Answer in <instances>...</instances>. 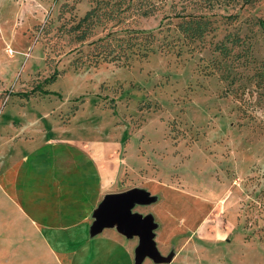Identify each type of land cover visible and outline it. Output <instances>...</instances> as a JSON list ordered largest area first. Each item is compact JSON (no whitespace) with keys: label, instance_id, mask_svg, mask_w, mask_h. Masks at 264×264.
I'll return each instance as SVG.
<instances>
[{"label":"rangeland","instance_id":"rangeland-1","mask_svg":"<svg viewBox=\"0 0 264 264\" xmlns=\"http://www.w3.org/2000/svg\"><path fill=\"white\" fill-rule=\"evenodd\" d=\"M169 3L127 25L155 35L152 52L94 65L87 41L105 30L83 41L67 31L88 0H0V161L19 129L105 139L104 159L127 164L117 188L160 194L155 208L191 224L217 200L232 220L222 240L189 241L202 249L189 264H264V0L214 3L215 29L193 42L166 26ZM226 32L240 38L221 56Z\"/></svg>","mask_w":264,"mask_h":264},{"label":"crops","instance_id":"crops-1","mask_svg":"<svg viewBox=\"0 0 264 264\" xmlns=\"http://www.w3.org/2000/svg\"><path fill=\"white\" fill-rule=\"evenodd\" d=\"M18 132L6 137L10 151L0 161V264H45L43 251L52 264H189L188 258L200 259L198 242H217L235 228L219 219L215 199L210 207L205 199L206 210L191 224L155 208L163 199L158 194L129 208L152 223L154 255L138 252L137 233L125 235L115 223L92 228L100 200L122 190L117 179L127 172L123 156L114 164L104 159L113 152L105 151L109 141ZM192 238L200 245L187 246Z\"/></svg>","mask_w":264,"mask_h":264},{"label":"trees","instance_id":"trees-1","mask_svg":"<svg viewBox=\"0 0 264 264\" xmlns=\"http://www.w3.org/2000/svg\"><path fill=\"white\" fill-rule=\"evenodd\" d=\"M256 1L170 0L169 12L163 13V17L166 18V26L172 25L184 40L193 42L215 29L214 19L209 14L214 3H230L236 8H241L253 5ZM88 2V7L72 20L67 31L71 32L73 39L83 41L94 35L96 27L105 30L87 41L85 56L92 64L111 62L125 65L132 57H143L154 50L155 35L151 31L144 32L127 25L136 23L139 17L154 15L162 10L166 0H88ZM239 38L236 33L226 32L222 40L213 44V49L221 56H226L230 48L226 42L236 44ZM156 46L160 47L158 44ZM56 72L54 69L46 79L51 80Z\"/></svg>","mask_w":264,"mask_h":264},{"label":"water","instance_id":"water-1","mask_svg":"<svg viewBox=\"0 0 264 264\" xmlns=\"http://www.w3.org/2000/svg\"><path fill=\"white\" fill-rule=\"evenodd\" d=\"M150 197L147 192L137 187H129L118 191L106 192L100 200L94 213L92 228L115 223L125 235L130 232L139 236L138 252L154 255L150 227L152 225L148 215H140L129 210L133 202H146Z\"/></svg>","mask_w":264,"mask_h":264},{"label":"built area","instance_id":"built-area-1","mask_svg":"<svg viewBox=\"0 0 264 264\" xmlns=\"http://www.w3.org/2000/svg\"><path fill=\"white\" fill-rule=\"evenodd\" d=\"M6 50H7L8 52H10V51H11V49H10V48H7Z\"/></svg>","mask_w":264,"mask_h":264}]
</instances>
